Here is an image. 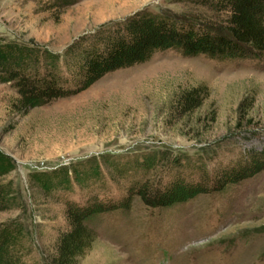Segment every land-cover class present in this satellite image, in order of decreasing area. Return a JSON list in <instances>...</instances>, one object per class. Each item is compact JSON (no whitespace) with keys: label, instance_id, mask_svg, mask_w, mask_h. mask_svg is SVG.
<instances>
[{"label":"rangeland","instance_id":"374dc122","mask_svg":"<svg viewBox=\"0 0 264 264\" xmlns=\"http://www.w3.org/2000/svg\"><path fill=\"white\" fill-rule=\"evenodd\" d=\"M143 8L216 19L189 0H0V38L60 55ZM198 84L206 97L177 114V94ZM16 96L0 81V152L10 160L0 185L12 198L0 224L19 225L7 249L23 264H48L65 202L116 204L87 218L93 241L78 264H264V52L166 49L22 114L10 107ZM256 158L257 170L217 185ZM174 181L191 195L148 206L137 194Z\"/></svg>","mask_w":264,"mask_h":264},{"label":"trees","instance_id":"16d2710c","mask_svg":"<svg viewBox=\"0 0 264 264\" xmlns=\"http://www.w3.org/2000/svg\"><path fill=\"white\" fill-rule=\"evenodd\" d=\"M189 1L206 6L216 19L198 17L196 22L175 17L166 10L152 12L143 8L121 21L101 24L80 35L60 55L36 44L0 38V81L10 82L17 94L10 102L11 109L22 114L50 100L72 95L104 74L144 62L157 51L174 49L183 56L202 54L216 59L264 52V0ZM206 95L204 84L183 89L173 108L177 114L185 113L198 107ZM145 160L140 165L147 166ZM259 160L252 159L251 165L246 163L241 169L225 172L217 185L226 183L232 176L229 174L242 178L257 170ZM9 161L0 152V176L10 170ZM174 164L179 165V158L174 159ZM253 167L255 170H247ZM137 194L148 206H167L191 195L176 181L165 188L142 189ZM11 199L0 185V210L8 208ZM115 207L110 202H65V228L55 234L48 264H78V258L93 241L87 218L95 211ZM18 226L12 220L0 224V264H23L16 252L7 249Z\"/></svg>","mask_w":264,"mask_h":264}]
</instances>
